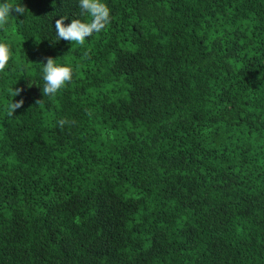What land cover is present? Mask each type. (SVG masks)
I'll return each mask as SVG.
<instances>
[{
	"label": "trees",
	"instance_id": "16d2710c",
	"mask_svg": "<svg viewBox=\"0 0 264 264\" xmlns=\"http://www.w3.org/2000/svg\"><path fill=\"white\" fill-rule=\"evenodd\" d=\"M106 2L84 45L76 0L0 29V264H264V0Z\"/></svg>",
	"mask_w": 264,
	"mask_h": 264
},
{
	"label": "clouds",
	"instance_id": "9594fccd",
	"mask_svg": "<svg viewBox=\"0 0 264 264\" xmlns=\"http://www.w3.org/2000/svg\"><path fill=\"white\" fill-rule=\"evenodd\" d=\"M79 9L74 18L60 15L55 20V42L60 40L78 45H84L86 40L104 30L112 19V9L106 0H76ZM28 9L23 0H0V29L5 28L12 18L20 20L25 16ZM69 23H65L69 20ZM13 56L12 45L7 41H0V73H3L9 65ZM40 78L43 81L42 93L53 97L65 88L67 83L73 79L74 67L71 64L59 62L57 58L48 57L45 62H40ZM23 89L11 90V100L6 105L7 115L13 116L16 109L20 108L24 100L21 98L13 102V97L19 95ZM67 121L61 119L58 124L63 126Z\"/></svg>",
	"mask_w": 264,
	"mask_h": 264
}]
</instances>
